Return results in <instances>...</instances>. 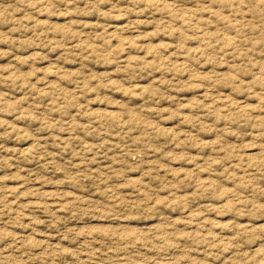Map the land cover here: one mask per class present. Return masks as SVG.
Instances as JSON below:
<instances>
[{"label":"rangeland","instance_id":"374dc122","mask_svg":"<svg viewBox=\"0 0 264 264\" xmlns=\"http://www.w3.org/2000/svg\"><path fill=\"white\" fill-rule=\"evenodd\" d=\"M0 264H264V0H0Z\"/></svg>","mask_w":264,"mask_h":264}]
</instances>
